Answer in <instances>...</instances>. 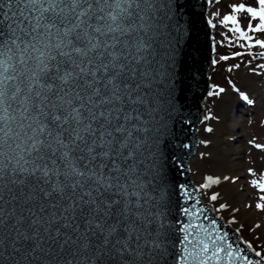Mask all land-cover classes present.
<instances>
[{
	"label": "snow or ice",
	"instance_id": "snow-or-ice-1",
	"mask_svg": "<svg viewBox=\"0 0 264 264\" xmlns=\"http://www.w3.org/2000/svg\"><path fill=\"white\" fill-rule=\"evenodd\" d=\"M156 2L0 0V264L9 249L14 264H167L166 224L145 208L142 167L148 97L159 74L144 55ZM257 5L232 6L258 18L247 31L235 15L221 21L248 47L250 32H264V0ZM255 45L264 48V40ZM220 183L208 176L201 187ZM251 183L264 191V183ZM204 219L211 228L182 224L177 264H262L264 252L250 241L240 243L258 260L216 219Z\"/></svg>",
	"mask_w": 264,
	"mask_h": 264
},
{
	"label": "water",
	"instance_id": "water-1",
	"mask_svg": "<svg viewBox=\"0 0 264 264\" xmlns=\"http://www.w3.org/2000/svg\"><path fill=\"white\" fill-rule=\"evenodd\" d=\"M207 13L208 0H157L148 34L151 48L144 53L159 73L151 83L150 114L145 116L148 131L143 133L146 149L142 167L149 201L145 208L160 212L158 221H165L167 264H177L182 224L200 223L211 228L205 216L216 219L222 231H227L229 239L234 245L239 244L250 259H260L255 251L240 243V233L203 201L190 175L188 162L197 152L199 125L204 119L203 101L210 90L208 71L213 60V41ZM184 208L199 215H185ZM201 208L204 211L200 212ZM5 255L8 260L4 264H14L12 250Z\"/></svg>",
	"mask_w": 264,
	"mask_h": 264
},
{
	"label": "rangeland",
	"instance_id": "rangeland-1",
	"mask_svg": "<svg viewBox=\"0 0 264 264\" xmlns=\"http://www.w3.org/2000/svg\"><path fill=\"white\" fill-rule=\"evenodd\" d=\"M209 1L208 16L213 27L214 39V63L209 72L212 83L211 94L208 96V102L203 110L205 119L199 126L197 152L189 161L191 178L201 188L203 200L225 221L230 223L235 218L238 227L234 223L231 224L234 228H239L242 231L244 241H250L254 250L264 252V210L256 207L257 204H264V200L260 199L261 196H264V191H261L258 185L253 186L251 183L252 180L264 183V112L260 111L258 115H255L256 110H253L256 109L255 105L260 99L256 96L257 92L264 88V55L259 52L264 51V48L255 45L256 40H264V32H250L249 35L253 37L251 42L253 46L248 47V42L236 39L238 33L229 31V28L233 27L231 22L227 25L221 23L225 15H235L243 30L247 31L250 20L255 26L259 23L258 18L252 19L246 12L233 13L232 6L244 3L246 7H256L258 6L257 0ZM225 36L232 38L231 45ZM240 44H245V47H240ZM237 52L243 53V55L234 56V53ZM221 56L229 58L222 60ZM221 88L224 89L223 92L219 91ZM226 92H231L232 97L240 99L238 103L230 100L232 101L230 105L236 106L234 113L230 110L232 106H226L224 113L215 110V107L222 101L221 96ZM244 96H247L248 100H245ZM249 100L252 103H249ZM261 103L264 105V99ZM211 118H214L212 122ZM230 122L235 124L232 134L227 131ZM209 128L211 131H208ZM245 133L246 138L250 139L251 151L244 150L239 154L231 152L229 155L227 148H237L241 142V135ZM231 135L233 139L227 142ZM256 145L262 147L257 148ZM217 156L227 158L231 156L238 159L235 162H242L241 166L234 163L235 165L228 175V177L238 179L232 182L231 180L224 181L222 177L220 184H213L209 187L210 189L202 188L201 185L206 183V177H216L217 175L215 168L209 166L214 165ZM232 173L235 175L231 176ZM239 182H241L240 188L237 186ZM233 184H237L235 188ZM223 192H226L227 197L232 199L231 206L226 210L218 211L219 204L227 203V200L224 202L218 198L216 201H212L210 196L213 193L221 195ZM239 195H241L240 198ZM232 209H239V211L233 212ZM249 210H252V216L248 214ZM257 224L260 225L259 228L255 227Z\"/></svg>",
	"mask_w": 264,
	"mask_h": 264
},
{
	"label": "bare ground",
	"instance_id": "bare-ground-1",
	"mask_svg": "<svg viewBox=\"0 0 264 264\" xmlns=\"http://www.w3.org/2000/svg\"><path fill=\"white\" fill-rule=\"evenodd\" d=\"M256 96H257V98H260V99H258V103H256V105H255L256 109L254 108L253 110H256L255 115L256 114L258 115L260 111L264 112V105L261 103L262 99H264V88H261V91H258ZM231 99H232V101H234L236 103H238V101L240 100L239 97H236V98L232 97V93L231 92H226L223 96H221V100L222 101H220L219 105H217V107H215L216 108L215 110L216 111H221L222 113H224L226 106H229V107L232 106V105H230V102H232V101H230ZM207 102H208V99L206 98V100H204V106L206 105ZM235 107L234 106L230 107V110L233 113H234V110L236 109ZM248 109H250L249 106H248ZM213 120H214V118L210 119L211 122ZM243 125H244V121H243ZM233 127H235V124L233 122H230L229 126L227 127V131H228L229 134L233 133V129H234ZM232 139H233V136L231 135L228 138L227 142H230V140H232ZM240 139H241V142H240V145H238L237 148H230V147L227 148V151H228L229 155L231 154V152H235V153L239 154V153H241L244 150H247V152L251 151V147H250L251 143L249 142L250 139L246 138V133L242 134ZM235 160H238V159L234 158V157L232 158L231 156H228V158L225 157V156H217L215 158V160H214V165L213 166L209 165V164L208 165L210 167H214L215 168L216 174H217L216 177L222 178L224 176H228L229 175V171H231L233 169V165H235L234 163H237V164H239V166H241L242 162L241 161L235 162ZM234 175L235 174L232 173L231 176H234ZM216 177H213V178L215 179ZM237 184L236 185L238 186V188H240L241 187V182H239ZM236 185L233 184L234 188H235ZM199 191L201 192V188H199ZM252 194H253V191H252ZM240 197H241V195H239V198ZM218 198L222 199L224 202H225V200H227V204L231 206L232 199L227 197L226 192H223V193H221V195H218ZM252 213H253L252 210L248 211V214L251 215V216H252ZM227 224H229L231 227H233L231 223L227 222ZM234 224L238 227L237 223H234ZM239 233H240L241 236H243L241 230L239 231Z\"/></svg>",
	"mask_w": 264,
	"mask_h": 264
}]
</instances>
